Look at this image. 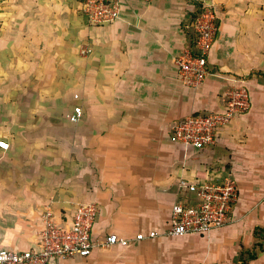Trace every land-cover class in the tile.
Returning <instances> with one entry per match:
<instances>
[{"label": "crops", "instance_id": "1", "mask_svg": "<svg viewBox=\"0 0 264 264\" xmlns=\"http://www.w3.org/2000/svg\"><path fill=\"white\" fill-rule=\"evenodd\" d=\"M206 3L218 30L208 73L190 88L173 61L192 49ZM237 85L249 109L214 145L174 140L173 123L220 111ZM75 106L82 118L71 123ZM0 142V249L37 250L44 214L67 228L94 203L95 244L157 236L58 264H240L249 254L264 264V0H122L104 26L88 25L77 0H0ZM224 179L237 186L226 226L165 236L172 206L194 201L181 180Z\"/></svg>", "mask_w": 264, "mask_h": 264}, {"label": "built area", "instance_id": "2", "mask_svg": "<svg viewBox=\"0 0 264 264\" xmlns=\"http://www.w3.org/2000/svg\"><path fill=\"white\" fill-rule=\"evenodd\" d=\"M121 1L77 0L79 11L90 26H104L117 20ZM216 20L214 6L204 4L193 24L196 34L194 49L183 50L173 61L180 81L187 87H199L208 73L207 57L218 30ZM89 52L86 48L81 50L82 54ZM248 109V91L245 86L237 85L224 93L223 108L220 111L206 115H190L173 123L170 131L176 142L201 150L214 145L219 132ZM81 118V109L75 106L69 121L78 123ZM8 148L7 143L0 142L1 150L7 151ZM179 186L192 194L194 201L172 206L171 225L165 236H206L231 221L230 213L237 199V186L233 180L224 179L214 183H189L181 180ZM97 213L98 207L94 203L80 204L75 208L71 224L67 228L59 227L48 213L44 214V227L39 233V248L21 252L0 249V264H58L75 257H88L96 246L126 247L132 241L157 236V233L150 232L147 236L140 233L132 239H125L110 234L102 243L95 244L91 239V231Z\"/></svg>", "mask_w": 264, "mask_h": 264}, {"label": "trees", "instance_id": "3", "mask_svg": "<svg viewBox=\"0 0 264 264\" xmlns=\"http://www.w3.org/2000/svg\"><path fill=\"white\" fill-rule=\"evenodd\" d=\"M194 46H195V42H193V39H192V42H191V47H192V49H194ZM258 248H259L261 251L264 250V247L261 246V245H258ZM254 256H255L254 254H249V255H248V259H240V264H247V261L253 259Z\"/></svg>", "mask_w": 264, "mask_h": 264}]
</instances>
